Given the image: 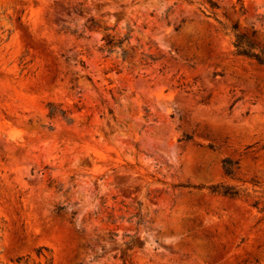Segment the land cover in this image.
Wrapping results in <instances>:
<instances>
[{"label": "rangeland", "instance_id": "374dc122", "mask_svg": "<svg viewBox=\"0 0 264 264\" xmlns=\"http://www.w3.org/2000/svg\"><path fill=\"white\" fill-rule=\"evenodd\" d=\"M212 1L0 0V264H47L40 247L49 264H264V67L228 31L264 48V0Z\"/></svg>", "mask_w": 264, "mask_h": 264}, {"label": "trees", "instance_id": "16d2710c", "mask_svg": "<svg viewBox=\"0 0 264 264\" xmlns=\"http://www.w3.org/2000/svg\"><path fill=\"white\" fill-rule=\"evenodd\" d=\"M206 2L209 5L210 9H216L217 8L216 3L213 2L212 0H206ZM241 9H243L242 6H241ZM228 31H229V35L231 37V46L233 48V54L235 56H239V57L251 60L254 64H256L259 67H264V48L261 47L254 40V38H253L254 31L250 35H248L245 32H240L237 29L236 25L230 26L228 28ZM126 40H127V38L120 39L114 45L116 47L120 48L123 41H126ZM106 45L108 46L107 53L109 54L112 52L113 45H111L110 40L106 42ZM125 55H126V51L121 50V56L125 57ZM151 60H152V58H151ZM46 108L48 111L47 112L48 118H50V119L60 118L61 120H64L66 123L71 122L70 118L68 117V112L66 110L61 109L60 105H56L54 103H48L46 105ZM182 139H184L186 141L189 138H188V136L185 135V136H183ZM208 148L211 150H215V148L211 145H209ZM237 169H238L237 162H233L230 159H223L221 161V170H222V173L224 176H226L228 178H234ZM193 188L199 189V187H193ZM206 190L209 194L218 195V196L229 198V199L238 198L241 195L248 196L244 190H241V189L237 188L236 186H231V185H227V184H223V183L210 185V186L206 187ZM263 203H264V198H263ZM252 206L254 208H257L258 201H254L252 203ZM43 251H46V249L40 247V248L35 250V255L37 258H41V257L44 258L46 260V263L49 264L50 260L48 261L46 259V256H45V254H43ZM27 259H28V257H27ZM27 259H26V263H28ZM20 260H21V258H18L17 263H19Z\"/></svg>", "mask_w": 264, "mask_h": 264}]
</instances>
